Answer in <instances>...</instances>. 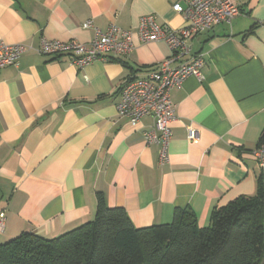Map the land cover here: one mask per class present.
Instances as JSON below:
<instances>
[{
  "label": "crops",
  "instance_id": "0c3cea01",
  "mask_svg": "<svg viewBox=\"0 0 264 264\" xmlns=\"http://www.w3.org/2000/svg\"><path fill=\"white\" fill-rule=\"evenodd\" d=\"M178 0H0V41L28 48L0 70V243L29 233L52 239L94 219L97 197L123 208L135 228L166 225L190 209L207 228L214 208L253 196L261 170L251 157L264 130V0H235L241 15L189 43L201 79L171 92L176 122L167 163L116 112L119 90L170 55L141 43L140 19L178 30ZM110 25L133 33L126 57L84 68L37 53L40 41L88 43ZM189 56H186L188 58ZM196 130L193 141L187 128Z\"/></svg>",
  "mask_w": 264,
  "mask_h": 264
},
{
  "label": "trees",
  "instance_id": "16d2710c",
  "mask_svg": "<svg viewBox=\"0 0 264 264\" xmlns=\"http://www.w3.org/2000/svg\"><path fill=\"white\" fill-rule=\"evenodd\" d=\"M0 264H264V170L255 195L214 208L207 228L188 208L170 224L135 228L98 196L90 222L52 239L22 233L0 243Z\"/></svg>",
  "mask_w": 264,
  "mask_h": 264
},
{
  "label": "built area",
  "instance_id": "2783aa9c",
  "mask_svg": "<svg viewBox=\"0 0 264 264\" xmlns=\"http://www.w3.org/2000/svg\"><path fill=\"white\" fill-rule=\"evenodd\" d=\"M172 10L183 15L186 23L178 30L159 26L151 16L140 19L136 33L138 40L143 44L162 42L170 55L155 68L147 70L143 76L126 79L119 90V101L116 104L117 115L133 127L142 118L152 119L150 129L143 132V140L147 145L153 144L160 148V161L163 164L169 160L168 146L172 125L176 122L171 92L188 77L201 79L203 56H189V43L213 27L230 23L241 15L235 0H178ZM83 27L94 29V37L90 42L83 44L76 40L61 42L42 39L37 53L65 58L70 65L81 69L95 62L126 57L135 47L133 33L129 30L110 25L101 31L94 28L90 21ZM27 50L24 45L0 41V70L17 67ZM186 56L189 57L185 59ZM187 138L190 141L196 138V130L191 126L187 128ZM251 157L263 171L264 143L251 152ZM3 228V214H0V232Z\"/></svg>",
  "mask_w": 264,
  "mask_h": 264
},
{
  "label": "rangeland",
  "instance_id": "374dc122",
  "mask_svg": "<svg viewBox=\"0 0 264 264\" xmlns=\"http://www.w3.org/2000/svg\"><path fill=\"white\" fill-rule=\"evenodd\" d=\"M11 239H12V238H11ZM11 239L6 240L5 242H7V241H9V240H11ZM2 243H4V242H2Z\"/></svg>",
  "mask_w": 264,
  "mask_h": 264
}]
</instances>
